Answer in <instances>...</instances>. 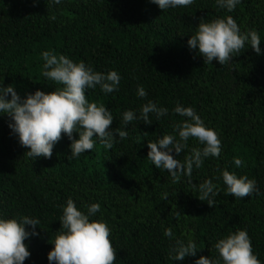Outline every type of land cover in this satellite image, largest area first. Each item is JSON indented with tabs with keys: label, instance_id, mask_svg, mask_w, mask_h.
Segmentation results:
<instances>
[{
	"label": "trees",
	"instance_id": "obj_1",
	"mask_svg": "<svg viewBox=\"0 0 264 264\" xmlns=\"http://www.w3.org/2000/svg\"><path fill=\"white\" fill-rule=\"evenodd\" d=\"M226 15L241 31H257L261 53L246 43L224 65L203 62L188 48V36L200 19ZM45 50L82 60L96 71L119 73L117 91L104 94L96 88L85 94L111 111V128L128 135L114 138L111 149L93 137L92 150L71 158L70 141L62 133L49 158L33 159L11 134L8 117L0 116V215L39 220L38 235L25 241L30 255L23 264H49V239L60 227V205L69 197L78 208L100 204L96 218L110 229L113 264H193L201 255L215 257V240L237 228L247 231L252 252L264 264V0H240L231 12L215 0L166 10L150 0H61L58 5L0 0L3 84H12L21 97L59 87L41 75ZM138 84L146 97L135 95ZM149 100L168 112L158 121L149 113L152 123L133 120L125 128L121 113L134 109L138 114ZM177 102L192 107L217 132L221 151L173 182L167 170L148 160L147 142L175 135L174 126L185 119L172 112ZM199 147L189 138L181 153L170 154L183 162ZM234 157L242 166H235ZM221 169L254 179L257 191L241 199L227 195ZM205 179L219 189L213 206L198 199L197 186ZM166 228L171 237L164 236ZM176 238L193 240L196 256L172 261L168 253Z\"/></svg>",
	"mask_w": 264,
	"mask_h": 264
},
{
	"label": "clouds",
	"instance_id": "obj_2",
	"mask_svg": "<svg viewBox=\"0 0 264 264\" xmlns=\"http://www.w3.org/2000/svg\"><path fill=\"white\" fill-rule=\"evenodd\" d=\"M50 2L58 5L61 0ZM150 2L166 10L191 5L193 0ZM239 3L240 0H215L219 8L228 12ZM260 41L256 30L241 31L237 22L226 15L208 21L200 19L186 43L190 50L195 49L202 56L203 62L211 64L215 59L224 65L245 49L246 43L259 55ZM40 55L43 60L42 77L59 87L48 92L36 89L21 97L12 84L4 85L3 77H0V116L8 117L7 127L18 143L27 149L25 153L28 157L49 158L62 133L70 141L68 147L71 158L78 157L85 150H92L93 137L105 149H111L114 138L127 137L126 130L110 127L113 115L105 104L90 101L85 94L88 89L96 88L104 94L117 91L121 77L116 70L96 71L82 60L74 62L63 54L57 55L48 50L42 51ZM135 95L146 97L142 85L136 86ZM167 112V108L149 100L140 105L138 114L134 109H125L121 113V123L125 128L133 120L150 124L149 113L154 114L158 121ZM172 112L185 119L174 126L175 135L163 134L147 142V158L157 169L167 170L172 181L177 182L182 175L189 176L193 166L199 168L204 158L219 156L221 147L217 132L206 126L192 107L177 102ZM74 131L77 138H73ZM189 138L195 139L202 147L192 148L183 162L173 158L170 153L173 150L177 154L181 153ZM233 163L240 167L243 162L234 157ZM220 179L225 185L226 194L234 198L251 196L257 191L254 179L245 175L237 176L227 169L220 170ZM197 191L199 200L213 206V197L219 189L211 180L205 179L197 186ZM60 208V227L49 239L52 248L46 254L49 264H113L116 251L110 243V229L102 218H96L100 204L94 202L78 208L69 197ZM38 224L39 220L33 216L0 215V264H23L30 255L25 241L38 235ZM163 234L165 237L172 236L171 230L167 228ZM213 248L217 253L215 257L201 255L194 259L193 264H261L252 252L250 237L245 229L237 228L217 238ZM196 251L195 243L190 238H176L168 255L172 261H181L186 256L195 257Z\"/></svg>",
	"mask_w": 264,
	"mask_h": 264
}]
</instances>
